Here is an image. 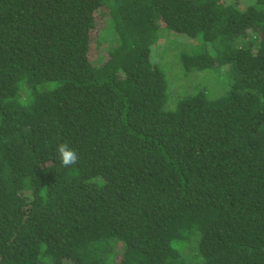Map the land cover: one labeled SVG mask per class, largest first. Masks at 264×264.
I'll list each match as a JSON object with an SVG mask.
<instances>
[{"label": "trees", "instance_id": "trees-1", "mask_svg": "<svg viewBox=\"0 0 264 264\" xmlns=\"http://www.w3.org/2000/svg\"><path fill=\"white\" fill-rule=\"evenodd\" d=\"M113 263L264 264V0H0V264Z\"/></svg>", "mask_w": 264, "mask_h": 264}, {"label": "rangeland", "instance_id": "rangeland-1", "mask_svg": "<svg viewBox=\"0 0 264 264\" xmlns=\"http://www.w3.org/2000/svg\"><path fill=\"white\" fill-rule=\"evenodd\" d=\"M176 35H170L168 37L174 38ZM181 41L184 39V37L179 38ZM192 44V43H191ZM152 59L163 68L165 72H167L168 79L170 80L171 83L179 82L176 88L177 92L183 91V84H188L185 81V78L181 77L179 72H177L171 63V53H170V48L163 44L162 46L157 47V51H153L152 54ZM187 79V78H186ZM197 81H201V79H196ZM182 83V84H181ZM189 85V84H188ZM205 85V84H203ZM201 85V86H203ZM209 87L211 88V95H215L217 93V85L215 83L209 84ZM170 99L168 100V103L171 101H175L178 97L176 96H171L169 94ZM116 247L119 249V244H116ZM114 264V263H113Z\"/></svg>", "mask_w": 264, "mask_h": 264}, {"label": "clouds", "instance_id": "clouds-1", "mask_svg": "<svg viewBox=\"0 0 264 264\" xmlns=\"http://www.w3.org/2000/svg\"><path fill=\"white\" fill-rule=\"evenodd\" d=\"M56 153L62 168H69L78 163L79 157L77 151L70 147L67 142L59 143L56 147Z\"/></svg>", "mask_w": 264, "mask_h": 264}]
</instances>
